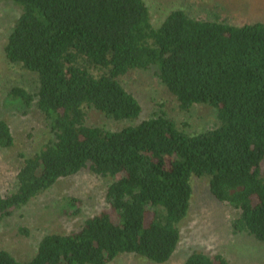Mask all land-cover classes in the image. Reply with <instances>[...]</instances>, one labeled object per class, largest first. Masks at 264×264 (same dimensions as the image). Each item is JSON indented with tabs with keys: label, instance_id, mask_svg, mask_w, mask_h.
Wrapping results in <instances>:
<instances>
[{
	"label": "trees",
	"instance_id": "obj_1",
	"mask_svg": "<svg viewBox=\"0 0 264 264\" xmlns=\"http://www.w3.org/2000/svg\"><path fill=\"white\" fill-rule=\"evenodd\" d=\"M12 1L21 15L5 55L38 82L35 95L20 87L12 95L35 102L49 137L23 156L17 189L0 195V223L62 178L87 171L111 183L108 210L46 235L27 261L0 250V264H109L123 254L165 264L195 176L238 212L235 233L264 242V20L236 25L174 9L156 27L145 0ZM134 71H153L186 112L213 107L217 124L190 133L163 110L141 120L123 83ZM90 111L128 125L88 126ZM14 142L0 119V149ZM184 264L232 263L194 252Z\"/></svg>",
	"mask_w": 264,
	"mask_h": 264
},
{
	"label": "rangeland",
	"instance_id": "obj_2",
	"mask_svg": "<svg viewBox=\"0 0 264 264\" xmlns=\"http://www.w3.org/2000/svg\"><path fill=\"white\" fill-rule=\"evenodd\" d=\"M153 23L158 27L174 9H183L197 18L227 17L230 23L243 25L264 20V0H145ZM21 10L12 0H0V119L6 120L14 136V146L0 149V195L17 189V175L23 156L29 155L49 137L43 115L35 102L26 106L12 95L13 88H23L35 95L37 77L11 64L5 45ZM123 83L143 107L141 120L161 110L190 133L210 129L217 124L216 110L195 105L190 111L180 109L176 98L160 83L153 71H134ZM88 126L117 131L128 125L90 111ZM111 179L83 171L60 179L52 188L17 209L0 223V250L10 252L20 261L31 259L39 242L48 234L68 233L78 229L94 215L108 210L106 192ZM193 196L188 216L181 223V240L171 260L165 264H184L194 252L221 254L232 264H264V242L247 233H235L232 221L238 212L218 202L210 193L206 178H192ZM109 264H154L133 254H123Z\"/></svg>",
	"mask_w": 264,
	"mask_h": 264
}]
</instances>
